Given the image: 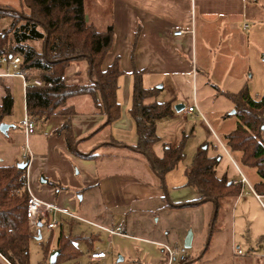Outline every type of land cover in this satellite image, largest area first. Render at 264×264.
Instances as JSON below:
<instances>
[{
    "label": "crops",
    "instance_id": "0c3cea01",
    "mask_svg": "<svg viewBox=\"0 0 264 264\" xmlns=\"http://www.w3.org/2000/svg\"><path fill=\"white\" fill-rule=\"evenodd\" d=\"M97 1L105 9L102 14L108 19L107 27L113 25L114 28L113 47L104 59L103 68L106 69L119 59L123 70L117 92L121 105V117L111 124L110 130L102 136L101 140L93 141V137L107 127L104 125L108 118L101 108L96 107L92 96L84 94L69 98L66 106L57 110L46 121L33 120L36 128L29 135L32 155L27 167L31 189L43 201L73 214H75L73 208L77 205L76 199L79 198L80 193H82L80 199L87 193L90 197L96 194L101 205L108 210L135 206L136 213L145 210L144 206L149 205L151 201L162 197L167 199L163 193L166 188L165 180L163 181L152 170L146 159L105 153L110 148L115 150L125 146L132 147L137 142L136 125L130 114L133 98V71L137 69L142 71L144 84L147 87H158L160 89L158 99L170 103L174 110L170 116L157 121V131L162 141L156 145V153L163 154L165 142L172 147H177L185 139V149L188 151L194 149V156H196L204 145L211 142L212 145L220 148L218 165L220 170L224 171L225 167L231 166L236 175H242L240 180L236 179L241 183L239 195L223 200L221 222H218H224L228 205H230L231 241L243 240L248 246L257 239L263 256L262 264H264V202L262 200L264 194L257 193L254 188V183L260 179L250 181L233 154L228 149L229 153H227L220 143V141L224 143L223 137L236 128L237 123V116L232 112L228 113L225 108L226 100H230L225 93H237L244 86L250 89L247 78L253 77L252 73L257 71L254 69L261 71L259 65L260 57L264 53V0ZM0 4L6 5L3 2ZM7 5L18 8L19 2ZM85 10L87 21L98 29L105 30L99 25L100 18L96 19L89 14L86 0ZM9 22L10 20L7 19L0 21L4 24L3 27ZM177 29H184L186 32L182 35H174ZM34 44L38 48L41 46V42H34ZM13 73L8 66L0 71V106L4 103L7 90L13 98L12 112L5 115L2 120V123H7L9 127L6 131L0 130V165H13L27 161L24 158L26 139L22 145H18L10 133L13 130V134L18 131L24 134L23 119L27 112L26 90L31 83L25 86L24 80ZM36 76L39 75L32 74L30 81ZM64 76V81L68 84L85 85L92 82L86 60L71 62ZM176 105H179V111L175 109ZM193 105H196V110L192 113L186 112V109ZM67 107L75 110L71 116L72 130L79 141L78 149L81 153L82 151L84 154L95 152L101 157H112L117 162L119 160L132 162L133 171L139 172L144 178L139 174H133L134 172H127L120 166H118L120 169L103 173L102 177L98 174L96 177L98 169L95 161L98 158L86 159L73 153L68 147L64 133L58 132L67 119V116L59 111ZM228 120L234 121L233 128L219 130L218 126L225 127ZM198 126L204 127L206 131L201 139L193 130ZM103 142L112 144L104 145ZM170 172L165 177L168 176L167 179L169 178L168 180L172 183L171 189L169 188L171 201L167 199L172 212L173 209H181L186 206L185 204L198 199L200 195L193 186L187 184V179L182 184L174 182ZM81 174L85 178L83 183L76 179ZM243 176L247 182H243ZM69 184L74 185L72 190L64 186ZM170 204L180 206L173 207ZM257 208L260 211L259 214ZM52 215L58 217L57 226L50 228L47 223H44L41 227L47 224L49 230H54L63 225L64 228L66 226L72 229L76 220H85L79 215L70 216L62 212L52 213ZM86 221L93 226L105 229L109 232L110 239L113 235L129 236L122 231L123 228L120 231L115 230L112 223L101 222L100 224L92 219H86ZM41 227L37 229V239L42 238ZM174 231L172 238L175 239L173 240L175 247H185V240L180 243L177 240L180 235L175 229ZM169 235L170 233L166 232V238ZM97 240L98 237L94 243ZM165 240L170 241V238L153 242L163 247V244L169 245L164 242ZM94 243L92 245L87 243L89 247L91 246L90 249L93 248L89 252L90 255L98 250L93 247ZM109 247L108 244L107 248ZM51 249L56 250V246ZM163 251L167 255L164 247ZM254 252L258 254L257 250ZM238 253L242 254L239 251ZM107 257L108 254L97 261L100 263ZM239 258L241 264L251 261L248 257ZM89 259L93 261L91 257ZM193 260L192 258V263ZM0 264L12 263L0 253Z\"/></svg>",
    "mask_w": 264,
    "mask_h": 264
},
{
    "label": "trees",
    "instance_id": "16d2710c",
    "mask_svg": "<svg viewBox=\"0 0 264 264\" xmlns=\"http://www.w3.org/2000/svg\"><path fill=\"white\" fill-rule=\"evenodd\" d=\"M19 7L0 4V21L10 22L0 29V71L7 67L1 58L11 61L20 56V71L30 80L37 74L43 85L29 84L26 90L27 112L34 121H46L57 110L66 106L67 100L76 95L92 96L96 107L107 115L104 126L111 125L121 117V105L118 101L119 78L123 74L119 59L106 69L103 62L114 43V28L100 30L87 21L85 0H18ZM34 42H41L38 48ZM86 60L93 81L89 84H68L62 79L71 62ZM133 98L130 114L136 125L137 142L129 147L142 154L152 170L164 181L165 175L176 168L186 157L185 139L177 147L163 143V154L156 153V145L162 141L157 131V121L170 116L174 110L170 103L160 101L158 87L144 84L142 71L134 69ZM233 101L234 113L239 124L223 137L227 149L232 154H240L239 162L255 168L260 181L254 183L257 193L264 194V95L255 99L247 86L239 92H226ZM13 98L9 90L0 106V124L3 117L12 112ZM67 119L58 129L65 135L69 149L86 159L98 158V154L81 153L76 148L78 139L72 130L71 116L74 108L67 107L59 111ZM116 142V141H113ZM112 144V143H102ZM214 145H204L194 157L193 163L186 169L187 184L193 186L198 199L186 206L211 201L217 208L215 225L219 219L222 202L225 198L236 197L241 191L240 181L234 182L227 173L218 175L220 154ZM27 168L18 164L0 165V253L12 264H31L30 241L38 235V228L30 227L27 218L29 193L26 186ZM173 207L180 206L179 204ZM41 222L49 224L50 216ZM96 236H78L65 232L63 225L57 238L56 249L60 252L56 262L72 261L78 263L83 251L77 245L80 239L92 245ZM91 247V246H90ZM93 248H91L92 250ZM52 249L50 241L45 246L48 259ZM186 257V262L191 261ZM55 262V263H56ZM167 264L168 260L163 261ZM88 264H100L89 261ZM189 264H192L189 263Z\"/></svg>",
    "mask_w": 264,
    "mask_h": 264
},
{
    "label": "rangeland",
    "instance_id": "374dc122",
    "mask_svg": "<svg viewBox=\"0 0 264 264\" xmlns=\"http://www.w3.org/2000/svg\"><path fill=\"white\" fill-rule=\"evenodd\" d=\"M0 2L13 5L17 4L18 0H0ZM86 7L89 14H92L94 18H100L99 25L101 28L106 29V22L108 19L104 18L102 13L105 9L99 5V2L97 0H86ZM3 25V23H0V29ZM259 67H261V71L256 68L254 70L257 71L252 73L253 77L249 76L247 78L251 86L249 89L250 94L255 99H260L264 95V53H262V57H260ZM204 92V89H202V93ZM226 101L227 105H225V108L228 113H231L235 110V105L233 106L234 103L232 100ZM236 122L235 126L237 127L239 124L238 118L236 119ZM233 123L234 121L228 120L225 127L221 128V126H218V128L221 131L229 130L230 128H233ZM110 128L111 125L103 128L93 137L92 140H101L102 136L105 135ZM193 130L197 132L199 139H201L206 132L205 128H201V126H198L197 129L195 127ZM13 133L12 130L10 135L15 140V143L22 145L25 142V133L22 134L19 131L15 134ZM208 144L211 145L212 143L210 142ZM82 148L84 149L85 147ZM219 149L220 148H216L215 151L219 153ZM105 153H116L120 155L122 154L123 156H137L139 159L145 160V157L142 154L135 152L126 146L115 150L110 148L106 150ZM185 153V159L170 172L174 177V182H178V184H180V182L182 184L186 181V169L193 163L195 157L194 149L191 151L185 149ZM233 156L238 161L243 172L250 181L253 182L256 179H261L255 168L244 166L239 162V153L236 155L233 154ZM95 162L96 168L98 169L96 177L98 174L102 177L103 173L120 169V167H123L127 172H134L131 168L133 167L132 162L129 161L121 162L119 160V162H117L112 157L98 156V160ZM217 171L218 175H223L226 172L228 177L233 180H240L242 178V175L235 174L234 168L231 166L225 167L224 171H221L218 167ZM133 174H139V172H134ZM139 175L144 178L142 174ZM167 177H164V183L166 185L168 200L171 201L169 188L171 189L172 183H170L171 181H169V178L167 179ZM76 179L80 180L82 183L85 181L83 174L79 175ZM64 186H67L66 188L70 190L74 188V185L72 184ZM163 193L165 194V189ZM81 195L82 193H80L78 195L79 198L76 199L77 205L73 208V212L75 215H79L85 220L78 219L72 229L66 226L64 229L66 233L71 231L73 235L85 234V236L98 237V240L93 245L95 249H105L109 244L108 257L104 261H101L100 264H163V261L168 260V255L163 251L162 246H159L153 241H161L170 238V241L165 240L164 242L168 243L171 247H175L173 242L175 239L172 238L175 232L174 229L180 235L177 237V240L180 243H183L189 231L192 232V245L190 248H187V257L194 259L192 264H241L239 257H248L251 259L250 263L247 264H262L263 256L259 250L260 248L258 247L259 243L257 242V239L253 240L248 246L243 240L237 242L231 241L230 205H228V211L226 212L224 222L220 223V215H222L221 211L218 219L220 222L217 221L215 225L216 208L211 201L184 206L181 209H173L171 212V208L168 206L169 201L162 197L161 199L149 202V205L144 206L145 210L136 213L137 210L135 209V206L108 210L101 205L96 194H94V197H90L87 193L80 199ZM262 200L264 202V198ZM256 210L259 214L260 211L258 208ZM50 218L51 221H53V219L56 221L58 220V217H54L52 214L50 215ZM86 219L95 220L100 224H102L101 222L112 223L115 230L120 231L121 228H123L122 231H125L129 236L113 235L110 239L109 232L102 227L91 225ZM40 230L42 238H33L30 241V256L32 264H76L72 261L50 263L49 258L45 260V246L49 241L51 248L57 245V238L61 228L59 227L54 230H49L47 224H45ZM166 232L170 233L168 238H166ZM247 236L248 235H246V237ZM77 245L83 251V255L79 258L77 264H88L90 260L89 252L91 250L89 245L82 240L77 241ZM239 250H241L242 254L238 253ZM254 250H257L258 254L254 252ZM173 264L179 263L173 262Z\"/></svg>",
    "mask_w": 264,
    "mask_h": 264
},
{
    "label": "built area",
    "instance_id": "2783aa9c",
    "mask_svg": "<svg viewBox=\"0 0 264 264\" xmlns=\"http://www.w3.org/2000/svg\"><path fill=\"white\" fill-rule=\"evenodd\" d=\"M245 27H247V25H245ZM186 31L184 29H177L174 31V35H182L184 34ZM2 63L7 64L8 67H10L13 70V74L14 75H18L20 76L23 80H24V84L25 86L28 83L31 84H35V85H43L44 81L41 79L40 76H36L33 80H28L25 76V74L20 71V63H21V57L20 56H16L14 57L11 61H8L6 57H2L1 58ZM62 79H65V76H62ZM196 105L193 106H189L186 109V112L188 113H192L196 110ZM23 128H24V133H25V149L26 152H24V158L27 159L28 163L30 161L31 158V149H30V145H29V135H31L36 128L35 122L31 119V117L29 116V114L26 112L25 117L23 119ZM221 146L227 151V153H229V151L227 150V147H225V144L223 142H221ZM238 167V166H237ZM239 169V167H238ZM241 172V171H240ZM27 174V181H26V186L25 188L27 189L28 193H29V199H28V204H27V218H28V223L30 225V227L35 228L38 225V222L42 220V218L48 217L50 216L52 213H56V212H62L65 213L67 215L70 216H75V214L71 213L68 210L62 209L52 203H48L43 201L42 199H40L31 189V185L29 183L28 180V173ZM243 182H247L245 176H243ZM237 182V181H234ZM48 226L50 228H55L57 226V221L55 219H53V221H51ZM113 232V231H112ZM163 247L166 249L167 251V255H168V263L167 264H173V262H178V263H183L186 259V254H187V248L185 247H171L167 244H163ZM239 252H241V250H239ZM108 254V248L105 249H99L97 251H94L91 253L90 257L91 260H100L103 259L107 256Z\"/></svg>",
    "mask_w": 264,
    "mask_h": 264
},
{
    "label": "water",
    "instance_id": "95a60500",
    "mask_svg": "<svg viewBox=\"0 0 264 264\" xmlns=\"http://www.w3.org/2000/svg\"><path fill=\"white\" fill-rule=\"evenodd\" d=\"M91 80L93 81V79H92V77H91ZM175 109L177 110V111H179L180 109H179V105H176L175 106ZM236 112V110H234V111H232V113H235ZM9 127V125L7 124V123H1L0 124V130L1 131H6V129ZM262 129L264 130V124L262 125ZM78 144H79V141L76 143V148L78 149ZM28 165H29V163H28V161H25V162H20V163H18V166L19 167H21V168H27L28 167ZM157 174V173H156ZM158 175V174H157ZM159 176V175H158ZM42 180H44L43 178H42ZM165 196H166V198L167 199H169L168 198V194H167V192H166V188H165ZM216 208V207H215ZM216 212H217V208L215 209V214H216ZM43 225V223L41 222V221H39L38 222V226L39 227H41ZM40 237V236H39ZM192 237H193V234H192V232L191 231H189V233H188V235H187V237H186V239H185V242H184V246L186 247V248H190L191 247V245H192ZM59 250L58 249H56V250H53L51 253H50V257H49V262L50 263H55L56 262V260H57V256H58V254H59ZM192 262V260L191 261H188V262H186V264H189V263H191Z\"/></svg>",
    "mask_w": 264,
    "mask_h": 264
},
{
    "label": "flooded vegetation",
    "instance_id": "af4514ba",
    "mask_svg": "<svg viewBox=\"0 0 264 264\" xmlns=\"http://www.w3.org/2000/svg\"><path fill=\"white\" fill-rule=\"evenodd\" d=\"M234 181H237L236 179H234ZM238 182V181H237Z\"/></svg>",
    "mask_w": 264,
    "mask_h": 264
}]
</instances>
